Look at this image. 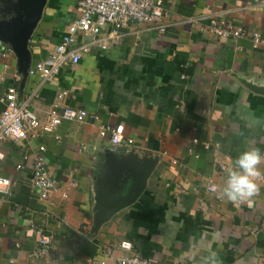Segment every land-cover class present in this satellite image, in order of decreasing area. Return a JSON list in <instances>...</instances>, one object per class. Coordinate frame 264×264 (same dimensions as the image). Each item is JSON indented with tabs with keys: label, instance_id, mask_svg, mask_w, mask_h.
I'll return each instance as SVG.
<instances>
[{
	"label": "crops",
	"instance_id": "0c3cea01",
	"mask_svg": "<svg viewBox=\"0 0 264 264\" xmlns=\"http://www.w3.org/2000/svg\"><path fill=\"white\" fill-rule=\"evenodd\" d=\"M21 1L0 0V21ZM170 1L161 25L130 24L106 50L100 36L81 63L48 84L24 78L11 46L0 41V114L10 88L42 123L56 104L92 114L83 124L64 122L59 140L45 134L0 143V176L13 182L11 197L0 193V264H119L125 240L144 257L169 264H205L211 251L222 264H264V163L252 198L234 203L223 195L237 156L249 148L264 152V49L202 28L216 20L264 33V5L178 0L171 7ZM78 2L47 0L29 44L32 65L61 42L79 15ZM102 125L124 126L123 147L109 151ZM40 144L57 181L44 200L32 185ZM134 157L138 166L152 167L144 192L97 225L98 194L110 201L125 195ZM32 224L52 237L43 256H33Z\"/></svg>",
	"mask_w": 264,
	"mask_h": 264
},
{
	"label": "built area",
	"instance_id": "2783aa9c",
	"mask_svg": "<svg viewBox=\"0 0 264 264\" xmlns=\"http://www.w3.org/2000/svg\"><path fill=\"white\" fill-rule=\"evenodd\" d=\"M178 0H171L168 5L177 6ZM257 5H264V0H254ZM79 15L68 26L61 42L49 54L48 57L38 60L29 70L30 76H38L44 84L55 81L63 69L70 65H77L89 54L93 45L100 42L103 50L108 48L109 42L119 44L122 41L124 31L130 24L161 25L167 15L165 0H79ZM195 27H199L195 19H187ZM225 22L212 20L209 27H202L203 30H210L217 38L226 40H247L253 49H264V33L248 32L241 27H226ZM109 28L107 32L105 29ZM164 31V27L160 28ZM85 38L90 42H81L79 38ZM186 76H182L185 79ZM62 95H59L61 98ZM5 107L0 114V143L7 141L20 142L29 138H39L45 134H51L57 140L58 128L64 122L83 124L90 117L87 110L70 107L61 108L54 105L50 110L46 123H42L36 113L31 109L29 102L21 103L17 91L14 88L8 89L5 99ZM97 122L99 118L92 116ZM100 135L109 140V151L115 152L123 147L125 143L124 126L115 128L100 126ZM127 145H133V140H126ZM194 143H198L194 140ZM47 147L45 144L38 146L34 159L32 185L34 190L39 192L41 199H47L57 188V181L48 168L46 160ZM4 155L0 150V163ZM22 169L21 165L17 167ZM221 170H225L221 166ZM208 191L215 193L216 187L208 185ZM0 193L11 197L13 195V182L10 178L0 176ZM32 230L37 237L38 247L33 252L34 257L43 256L47 253L52 237L44 233L33 224ZM122 250L118 258L119 264H169L144 257L135 251L132 242L125 240L119 245Z\"/></svg>",
	"mask_w": 264,
	"mask_h": 264
},
{
	"label": "water",
	"instance_id": "95a60500",
	"mask_svg": "<svg viewBox=\"0 0 264 264\" xmlns=\"http://www.w3.org/2000/svg\"><path fill=\"white\" fill-rule=\"evenodd\" d=\"M46 3L47 0H22L21 8L14 10L13 16L0 21V41L11 46L18 58L19 72L24 78L28 77L32 66V54L29 44L41 21ZM138 163L137 158L134 157L127 164L131 171L132 183L125 195H120L110 201L106 192L98 194L97 225L115 211L134 204L144 192L152 167L145 163H143V166H138Z\"/></svg>",
	"mask_w": 264,
	"mask_h": 264
},
{
	"label": "clouds",
	"instance_id": "9594fccd",
	"mask_svg": "<svg viewBox=\"0 0 264 264\" xmlns=\"http://www.w3.org/2000/svg\"><path fill=\"white\" fill-rule=\"evenodd\" d=\"M262 163H264V152L259 148L242 151L227 174L223 188L224 197L234 203L245 202L252 198L259 191L256 178L261 175L260 165ZM205 264H222V261L218 259L216 252L211 251Z\"/></svg>",
	"mask_w": 264,
	"mask_h": 264
}]
</instances>
